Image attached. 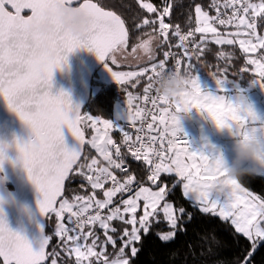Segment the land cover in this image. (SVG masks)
I'll list each match as a JSON object with an SVG mask.
<instances>
[{"label":"snow or ice","instance_id":"1","mask_svg":"<svg viewBox=\"0 0 264 264\" xmlns=\"http://www.w3.org/2000/svg\"><path fill=\"white\" fill-rule=\"evenodd\" d=\"M73 0H0V95L3 96L8 107L14 111L19 118L30 127L33 138L21 144L17 141V148L20 153V160L28 174L29 180L36 186L42 199L38 200V206L42 215L46 216L52 212L59 219L56 235L65 244L72 247L65 250L75 253L76 264H92L90 258L95 257L100 264H131L125 249L130 251V257L135 258L138 254V247L141 242L142 233L147 235L152 226L153 218L158 214L161 201L166 195L167 185L159 187L158 191H153L151 187H140L134 196L122 199L123 205L110 208L113 198L117 194L131 191V186L136 180L135 176L128 175L123 182L117 179L110 169H119L127 172L123 167V157L121 149L108 135V130L116 127L109 120H100L91 115L86 117L87 126L94 130V135L87 143L97 149L99 154L107 161V167L94 168L97 160L93 159L91 164L80 165L83 169L87 167L89 171H95V175H88L87 181L91 188L104 189L105 185L111 181L112 187L103 192L104 199H95L93 192L87 200L83 197H76L77 201H82L79 206L69 203L64 199L56 207V202L63 194L64 181L72 171L73 165L79 160L83 145L86 143L84 132L79 125L82 120L79 106H73L68 94L61 92L54 95L51 91L53 72L57 68H62L67 64L68 55L79 48L94 50L98 59L106 62L109 54L127 48L129 32L125 26V21L112 11H105L98 7L92 0H83L79 7H72ZM142 8L147 13H156L157 8L151 3H142ZM213 7L217 9L216 16H209L208 12L201 7H195L198 26L196 33L204 34L201 43L206 40L207 34L211 33L217 45H233L237 41L233 38L222 36L216 23L223 26L234 25L237 31L234 36H246L247 39H240L239 46L245 53H256L264 50V35L257 33V18H264V0L253 2V0H226L223 7L231 8L232 15L222 18L219 12V4L214 0ZM25 10L30 11V15H24ZM67 12L70 14L71 24H76L83 16L91 21V25L84 35H76L70 29H64L59 23L57 14ZM169 8L165 7L159 16V34L168 41L169 24L165 23V16L168 15ZM55 20L56 31L42 35L39 25ZM155 24L147 18L138 24L137 28H142ZM175 36L179 37L180 45L193 35L189 32L182 35L179 28L175 31ZM151 37V36H150ZM149 37V38H150ZM143 40L138 45L148 49L152 43L151 39ZM137 47V45H136ZM136 47L132 49L135 52ZM201 49L200 44H196L193 52ZM169 53H164V60L152 63L150 66L133 71H114L106 62V67L118 84H132L135 87L140 78L146 79L142 103L151 104L150 111H145L139 104L141 100L138 96H133L128 92L127 109L130 124L135 127L139 121L138 134L133 137L121 127L124 144L132 157L150 166V174L147 180L153 185L161 179L162 173H175L179 181H183V195L193 200L200 206L203 213H211L220 217L223 221H231L238 233H242L253 242V251L257 247V240H264V199L255 196L242 187L241 180L227 178L223 186L217 185V180L226 177L222 170L221 161L217 160V167L213 171L208 166L209 154L203 151H192L189 143L181 136L179 113H186L196 109L201 113H206L207 118H211L216 126L223 130L228 129L234 136H245L248 131H256L258 128L264 129V119L257 116L251 106H245L242 102L233 103L224 94V85L228 83L227 76L223 78L215 76L218 91L213 94L202 89L198 75H192L191 84L183 94L181 100L173 102L161 97L154 86V80L161 72L180 70L181 60L176 59L172 67H166ZM187 61V68H192L193 56L187 48L182 53ZM199 59V56L196 57ZM154 56L149 59L153 60ZM112 64L116 63L115 57L111 58ZM248 64L254 65L259 76V84L264 88V56L259 59H249ZM253 83H258L253 80ZM150 93H155L151 95ZM151 117V122L148 117ZM145 124L146 129L145 130ZM102 125V127H101ZM67 126L72 136L79 142V147L69 150L65 145V138L62 128ZM147 137V141H145ZM167 144V148H165ZM159 145V147H157ZM110 146L115 149V155L120 158L119 162L113 159ZM7 145L0 144V171L6 159ZM80 175H84L83 171ZM247 178H257L246 176ZM178 181V182H179ZM230 189L229 199L226 203H221L218 198H213V191H223ZM143 201V214L137 218V212L141 208ZM95 205L94 215H87ZM78 207V211L74 208ZM108 209L106 216L101 212ZM70 213L69 221L75 218V227L69 228L64 223V213ZM164 218L173 231L162 235L160 238L164 242L171 241L176 236V229L180 217L177 215L173 205L168 203L162 208ZM184 213V209H180ZM129 218L126 219V216ZM112 221H121L125 225H131V230L125 227L119 237L122 246L119 248L118 257L109 260L104 252H97V240L92 239L91 245L87 244L89 237H93V232L85 233L84 228L88 225L98 224L104 230V235L111 245H116V240L108 234ZM75 233L69 235V232ZM115 232V228H111ZM50 237H45L39 251H34L29 241L22 235L12 231L7 224L2 208H0V257H3V264H44L48 258L45 248ZM251 255V254H250ZM104 257L101 260V257ZM51 264H57L55 259ZM246 264L248 262L246 261Z\"/></svg>","mask_w":264,"mask_h":264},{"label":"trees","instance_id":"2","mask_svg":"<svg viewBox=\"0 0 264 264\" xmlns=\"http://www.w3.org/2000/svg\"><path fill=\"white\" fill-rule=\"evenodd\" d=\"M96 2L103 9L115 12L124 21L128 28L129 38L128 45L133 47L143 40L151 37H159V44L156 49V58L152 61L139 65L136 69H141L152 63H158L164 60V53L168 51V45L164 42V38L158 34L159 26H149L137 28L138 24H142L144 18L150 21H155L159 18L160 13L167 6L169 13L166 18V23L169 27V42L170 44L179 43V37L175 36L177 27L182 35H187L192 32L193 35L184 42L175 51L178 55H182L186 47L189 53L193 56L191 61L192 68H187V61L183 57L181 64V71L191 73V75H198L199 77L215 76L227 78L239 85L243 90H248L253 85V80H257L259 76L254 72V65L248 64V60L253 56L262 57L264 52L257 54L245 53L238 44L233 45H217L212 41L211 35L206 36L204 43H201V37L204 34L196 33L195 28L198 26L197 17L195 14V7L199 6L203 11L208 12L212 16L217 15L216 7H213L214 0H92ZM220 8L219 12L227 11L230 8H224L223 5L226 0H217ZM259 2V0H253ZM142 3H151L157 8L156 13H147L146 9L142 8ZM259 31L264 32V18H259ZM196 44L201 45L196 52H193ZM199 56V59L196 57ZM111 57V55H110ZM110 63V58L107 61ZM111 64V63H110ZM172 62L168 58L166 66H171ZM114 69H129L133 67H116ZM98 73V72H97ZM92 81V96L86 107L81 113L85 118L82 120L81 127L87 138V141L93 134L92 128L83 126L86 122V117L91 115L100 120H109L111 122L115 119V108L121 104L128 96V92H132L133 96H138L141 100L136 103L143 108L142 97L144 95V87L147 84L145 78L141 77L140 82L133 87L132 84H106L95 77ZM97 89V91H95ZM124 128V124H123ZM123 132H113L114 141L118 142L123 137ZM183 137V136H182ZM189 142V139L183 137ZM167 148V144H165ZM113 157L115 160V149L113 148ZM95 159L101 166H106L108 163L98 157L95 150L87 144L84 158L80 165H88ZM125 163L129 167L127 175L135 176L134 183L138 184H152L150 181L145 182L148 174L147 165L143 161H137L129 155H125ZM118 162V160H117ZM80 165L72 174L70 180L66 185L65 196L62 200L67 199L72 204H82V201H77L76 197H83L87 200L91 197L93 192L95 197L101 199L103 192L110 188L107 183L104 189L91 188L87 181L86 175H80ZM85 168V167H84ZM83 170V169H82ZM161 182H168L170 191L167 193L166 200L172 203L177 210V215L180 217L178 227L175 230L176 236L168 242L161 240V234L172 231L163 215L159 213L153 219L152 226L147 235L142 234L141 242L138 247V254L135 258H131V264H264V240L260 242L255 251L251 241L244 235L235 230L234 225L230 221H223L220 217L211 213H203L200 207L187 197L183 195L182 183L176 176L164 175L161 177ZM242 186L252 194L264 199V177L241 179ZM134 193V192H133ZM120 199V198H119ZM61 200V201H62ZM60 201V203H61ZM59 203V204H60ZM59 207V205H58ZM184 209V213H180V209ZM74 210H77L74 208ZM64 222H69L70 214L65 212ZM60 223L59 219L54 213H51L47 219L46 237H50L49 250H55L53 259L57 264H76V259L73 253L66 251L70 248L64 241L56 235L57 225ZM89 228V227H88ZM87 228V229H88ZM86 229V230H87ZM74 235V234H71ZM251 254V255H250ZM52 260V259H51ZM51 260L47 264H51ZM0 264H3L0 260Z\"/></svg>","mask_w":264,"mask_h":264},{"label":"water","instance_id":"3","mask_svg":"<svg viewBox=\"0 0 264 264\" xmlns=\"http://www.w3.org/2000/svg\"><path fill=\"white\" fill-rule=\"evenodd\" d=\"M82 3L83 0H73L71 6L79 7ZM97 6L100 7L98 4ZM23 14L30 15L31 13L29 10H25ZM110 55L111 53L109 54V58ZM106 62L100 61L94 50L89 51L87 48L76 49L68 55L65 66L54 70L51 87L52 93L54 95L61 92L68 94L73 106H79L82 113L92 96L93 78ZM79 127L83 131L81 124ZM62 131L67 148L69 150L77 149L79 142L72 136L67 126H64ZM32 138L33 133L30 127L8 107L7 102L0 95V144L8 146L5 153L6 159L3 164V170L0 171V208L3 210L8 227L12 231L24 236L34 251H39L40 244L46 237L47 219L52 212H49L46 216L41 214L38 200L43 198L42 194L39 193L36 186L29 180L28 174L19 158L20 153L17 148V141L23 144L29 142ZM85 141L86 143L83 145L79 160L73 165L72 171L69 172L68 177L64 181L63 194L56 202L57 208L65 196L68 181L84 158L88 144L86 136ZM48 250L49 243L45 248L47 257ZM0 260L3 263V257H0ZM47 262L48 258L44 261V264Z\"/></svg>","mask_w":264,"mask_h":264},{"label":"rangeland","instance_id":"4","mask_svg":"<svg viewBox=\"0 0 264 264\" xmlns=\"http://www.w3.org/2000/svg\"><path fill=\"white\" fill-rule=\"evenodd\" d=\"M220 14H221L222 18H227L228 16L232 15V9L230 8L229 12H227V11L220 12ZM166 16H168V15H166ZM209 16H212V15L209 14ZM256 24H257V33L260 34V35H264V32L260 33V31H259V18H257ZM153 26H159V18L155 20V24ZM215 26L218 28V31H219V33L222 36L227 37V38L235 39L237 41L236 44H238V45H239L238 41L240 39H247L246 36H238L237 37V36L232 35V34L236 33L237 31H246L245 29H242V28L241 29H237L234 25L223 26V25H219L218 23H216ZM158 31H159V28H158ZM158 34H159V32H158ZM209 34H211V33H209ZM211 36H212V34H211ZM155 38L156 39L153 41V46H154V49L156 51L157 46L159 44V37L156 36ZM212 41L215 42L214 40H212ZM134 47H136V45L133 46V47H130L129 45H127V48H124V49H121L119 51H115V52L111 53L110 63L112 64L111 58L113 56L115 57V60H116V63L112 64V65H114L116 67H118V66L119 67H133V68H129V69H114L113 68L114 71L139 70V69H136V67H138L141 64L144 65L145 63L149 62V60L146 59V58L145 59H137L136 56L131 55V53H133L132 49ZM259 52H264V50H259L256 53L249 52L247 54H254L255 55V54L259 53ZM156 56L157 55H156V52H155L154 59L156 58ZM259 58H261V57H257V56L251 57V59H259ZM110 63H108V65L110 67H112ZM150 65L151 64H149L148 66H150ZM254 72L257 74V72L255 70V66H254ZM95 78L97 80H100V81L105 82V83H110V84L116 83V84H118L114 80V78L112 77L111 73L108 71V69L106 67V63L98 70V73H97ZM200 80H202L201 81V87L208 90L206 92H211V93L215 94L218 91V85H217L215 79H205V78H203V79H200ZM256 81L258 83H253L251 88L248 89L245 92V91H242L243 89L241 87H239V85L237 83L229 80L228 83H226L224 85V89H225L224 94L233 103L242 102L243 105H245V106H251L253 111L256 112L257 116H259L261 119H264V88H262L260 86L259 78ZM95 91H97V89ZM124 104H122V105H124ZM119 110H120V104H118L116 106L115 119L112 122L116 127L108 130V135L111 137V139L113 140L114 143H115V141H114V137H113V132L119 130V128L122 127V122L125 120V119L124 120L122 119V118H124L123 114L118 113ZM187 114H189V115L192 114L194 119L190 120L191 118L190 119L183 118V117H186V115L182 114L183 117L181 118V121L183 122L184 125H186L188 130L192 131V132L188 133V135H187L188 139H189V145H190L191 150L192 151H203V152H205V154H209V152H213V151L219 150V152L223 153L225 159L228 162H230L234 158L233 148H234L235 140H234V137L230 134L229 130L228 129H223V130L219 129L211 118H207V114L206 113H201L198 110H191L190 112H187ZM117 120H122V121L117 122ZM83 126L86 127V128H90V127L87 126L86 122H83ZM199 126L202 128V130L198 129ZM101 127H102V125H101ZM203 133H204V135H203ZM94 134L95 133H94V130H93L92 136ZM92 136H91V138H92ZM88 144L92 147V145L90 143H88ZM110 150L113 153V148L111 146H110ZM96 153L98 154V157L103 159V157L99 154L98 151ZM112 158L114 159V157H112ZM103 161H104V163L107 162L104 159H103ZM90 164H91V162H90ZM95 166H97L98 168L105 167V166L99 165L98 163ZM81 171H83L86 175H93L91 173V171L88 170L87 167L83 168V170L82 169L79 170V172H81ZM129 174H130V172H129ZM164 175L176 176L178 178V181H179V177L175 173H172V174L162 173L161 177H163ZM147 176H148V174H147ZM147 176H146L145 182H148ZM180 182L182 183V189H183V181H180ZM164 185H167L166 195H165L164 200L161 201L160 209L157 210L158 214L161 213L163 215L162 208L164 207L165 204L170 203V202H168L166 200L167 193L170 191V188H169L170 186H169L168 182H163V181L162 182L161 181L157 182L156 185L144 184V183L136 185L133 182L131 187L132 188L134 187V189H135L134 193L132 192L129 195L117 194V196L113 198V204L110 205L109 207L113 208V207H116V206H120L122 208L123 205L120 203V201L122 199L129 198V196H134L135 192L138 191L140 187H151L153 191H158L159 187L164 186ZM110 187H112V185H110ZM229 192H230V189L225 188L223 191H215L214 190L212 195H213V198H218L221 203H226L228 201V199H229ZM94 198L95 199H99L97 197H94ZM104 198L105 197H102L101 200L104 199ZM170 204H172V203H170ZM75 205L79 206L80 204H75ZM173 207H174V205H173ZM76 209L77 210H74V211H78V207ZM174 209H175V207H174ZM95 211H96V208H95V205H94L93 209H90L89 212L87 213V215H89V216L90 215H94ZM102 212L103 213H101V215L102 216H106L108 214L109 210L105 209ZM176 213H177V210H176ZM142 214H143V201H141V208L137 212V218H139V216H141ZM157 215L153 219H155L157 217ZM64 216H65V213H64ZM129 216H130V214L128 216H126V219L129 218ZM163 217H164V215H163ZM68 221H69V219H68ZM63 222H64V220H63ZM69 222L64 223V224L68 227V223ZM72 222H75V218H72ZM125 227H127L129 229V231L131 230V225H125L121 221H112L111 222L108 234L112 235L113 239L116 240V245L113 246V245H111L110 242L107 241V238L104 235V230L101 229L98 224H96V225H88V226H86L84 228L85 233L91 231V232H93L94 235H93V237H89L88 238L87 244L91 245L92 239L95 238V237H99V239L97 240V247H96L95 250L97 252L103 251L105 256H107L109 260L115 259V258L118 257L119 248L122 246V242L120 241L119 237L122 235V231H123V229ZM262 227H264V224H262ZM111 228H115L116 231L112 232ZM167 233H164V234H167ZM71 234H75V233L69 232V235H71ZM164 234H161V236L164 235ZM240 234H242V233H240ZM262 241L263 240H257L256 241L257 247L260 244V242H262ZM251 243L253 245L252 241H251ZM68 246L72 247L71 244H69ZM256 248H255V250H256ZM54 251L55 250H52L50 254L48 253V262L51 259H53L54 255H55ZM125 252H126L127 255H130V251L128 249H125ZM73 255L75 256L74 252H73ZM103 258L104 257L102 256L101 260H103ZM90 259L92 260V264H100V261H97L95 257H92ZM85 264H87V262H85Z\"/></svg>","mask_w":264,"mask_h":264},{"label":"clouds","instance_id":"5","mask_svg":"<svg viewBox=\"0 0 264 264\" xmlns=\"http://www.w3.org/2000/svg\"><path fill=\"white\" fill-rule=\"evenodd\" d=\"M70 14L63 12L57 14L60 25L64 29H70L76 35H84L91 25V21L87 17L81 16L76 24H71L69 20ZM57 29L55 20L39 25L38 31L42 35L50 34ZM152 43L148 49L137 45L135 52L131 53L137 59H150L155 54L153 41L155 37H150ZM192 75L189 72L174 70L161 72L154 80V86L157 93L170 101L176 102L182 99L184 92L189 88ZM190 112V111H189ZM187 113V112H186ZM180 116V113L178 114ZM181 119V117H180ZM231 134V133H230ZM232 135V134H231ZM234 158L228 162L223 153L219 150L209 152L208 166L211 170L217 167V160L221 161L222 170L226 173V177L217 180L218 186H223L224 180L227 178L241 180L246 176L264 177V129L258 128L256 131H248L246 137L234 136Z\"/></svg>","mask_w":264,"mask_h":264},{"label":"built area","instance_id":"6","mask_svg":"<svg viewBox=\"0 0 264 264\" xmlns=\"http://www.w3.org/2000/svg\"><path fill=\"white\" fill-rule=\"evenodd\" d=\"M167 7V6H166ZM164 10V9H163ZM166 18H167V16H165V23H166ZM168 33H169V29H168ZM167 45H168V53L170 54L169 55V59L171 60V62H172V65L171 66H166V67H172L173 65H174V63H175V61H176V59H180L181 60V64H182V61H183V56H181V55H178L177 54V52L175 51V49H177V48H179L180 47V44L179 43H176L175 45L174 44H170V42H169V38H168V41H167ZM180 70H181V68H180ZM151 95H155V93H150V96ZM143 104V108L145 109V111H150L151 110V108H152V106H151V104H150V102L149 103H142ZM147 122H151V117L149 116L148 117V121ZM140 127V123H139V121L136 123V126L135 127H133L131 124H130V122H126L125 123V125H124V130L126 131V132H128L132 137H133V140H135V137L138 135V134H140V133H138V131H137V129ZM145 130H147L146 129V124H145ZM123 138L120 140V141H118V142H115V144L116 145H118L119 147H120V149H121V156L123 157V167H125L126 169H127V172H121L119 169H115V168H112V169H110V171H112L115 175H116V177H117V179L118 180H120L121 182H123L124 181V179L128 176L127 175V173L129 172V167H128V165L125 163V155H129V156H131L132 157V155H131V153L128 151V147H127V145H125L124 144V136H122ZM184 139V138H183ZM186 140V139H185ZM145 141H147V137H145ZM187 141V140H186ZM157 147H159V145H157ZM115 158H117V160H118V162H119V160H120V158L119 157H117L116 155H115ZM133 158V157H132ZM134 159V158H133ZM140 161H142V160H140ZM94 168H98L97 166H94ZM147 168H148V175L150 174V171H149V168H150V166H148L147 165ZM91 173L93 174V176L96 174L95 173V171L93 170V171H91ZM108 184L109 185H112L111 184V181H109L108 182ZM132 188V187H131ZM135 191V189H134V187L131 189V191L130 192H125V193H122L123 195H129V194H131L132 192H134ZM101 213H103V212H101ZM68 227L71 229V228H73V227H75V223L74 222H69L68 223ZM71 232V231H70Z\"/></svg>","mask_w":264,"mask_h":264},{"label":"crops","instance_id":"7","mask_svg":"<svg viewBox=\"0 0 264 264\" xmlns=\"http://www.w3.org/2000/svg\"><path fill=\"white\" fill-rule=\"evenodd\" d=\"M207 35H211V34H207ZM213 38V37H212ZM211 38V39H212ZM212 40H214V39H212ZM118 68H120L119 66H118ZM203 78H205V79H214V78H212V77H199V79H203ZM201 81L202 80H200V84H201ZM103 83H105V82H103ZM106 84H110V83H106ZM114 84H116V83H114ZM203 90H205V91H208L207 89H204V88H202ZM242 91H245L246 92V90H242ZM125 103V104H124ZM135 103H136V101H135ZM122 104H124V105H122ZM138 104V103H137ZM115 110H116V108H115ZM192 110H196V109H192ZM118 113H120V114H123V117L124 118H122L124 121L122 122V127H123V124H125V122H129V119H128V109H127V98L120 104V110L118 111ZM115 114H116V111H115ZM182 114H184V115H186V117H183L182 116ZM180 117L182 118H187V119H190V120H193L194 119V117L192 116V114H187V113H180ZM119 121H122V120H117V122H119ZM180 126H181V128H182V132H181V136H183V137H186V138H188V133H190V132H192L191 130H188L187 129V127H186V125H184L183 124V122L181 121V119H180ZM198 129L199 130H202V128L199 126L198 127ZM118 132H121L120 130H117ZM116 131V132H117ZM203 135H204V133H203ZM189 143V142H188ZM93 148V147H92ZM94 150H95V152H97V150L95 149V148H93ZM98 155V154H97ZM102 159V158H101ZM103 160V159H102ZM108 165H106L105 167H107ZM189 199V198H188ZM191 200V199H190ZM191 201H193V200H191ZM194 202V201H193Z\"/></svg>","mask_w":264,"mask_h":264}]
</instances>
